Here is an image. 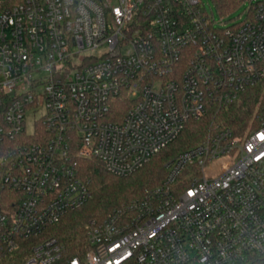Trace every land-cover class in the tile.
<instances>
[{"label": "built area", "instance_id": "1", "mask_svg": "<svg viewBox=\"0 0 264 264\" xmlns=\"http://www.w3.org/2000/svg\"><path fill=\"white\" fill-rule=\"evenodd\" d=\"M245 3L223 25L202 0H0V264L264 259V107L242 134L217 120L264 82V0ZM206 117L158 186L87 222L86 250L44 235L90 198L79 160L129 176Z\"/></svg>", "mask_w": 264, "mask_h": 264}, {"label": "trees", "instance_id": "2", "mask_svg": "<svg viewBox=\"0 0 264 264\" xmlns=\"http://www.w3.org/2000/svg\"><path fill=\"white\" fill-rule=\"evenodd\" d=\"M209 1L219 17L228 18L247 0ZM238 100L222 110L217 120L237 134H242L251 120L254 109L259 110L264 107V82L245 91ZM119 104L124 106L122 102ZM208 125L209 117L202 121L189 122L171 144L155 155L144 167L126 177L108 173L103 164L97 160H79L77 171L88 187L90 198L79 209L69 212L59 223L48 228L44 235L55 238L63 246L62 253L65 258H71L86 250L87 222L91 219L101 220L122 203L139 198L146 189L158 186L165 175L164 163L179 152L201 142L208 132ZM182 178L183 176L180 180ZM244 264H264V259L254 256Z\"/></svg>", "mask_w": 264, "mask_h": 264}, {"label": "rangeland", "instance_id": "3", "mask_svg": "<svg viewBox=\"0 0 264 264\" xmlns=\"http://www.w3.org/2000/svg\"><path fill=\"white\" fill-rule=\"evenodd\" d=\"M203 4H204V7L206 8V10L209 12V13H212V16L213 18L215 19V21L219 24H223V25H228L230 24V22L235 19V18H239L240 16L242 17L243 15V11L244 9L247 7V3H245L244 5H242L238 10H236L232 15H230L228 18H225L224 20L220 19L216 10H215V7L213 6V4L209 1V0H202ZM221 20V21H220ZM257 87V86H256ZM239 100H237L236 102H238ZM256 111V109H254ZM254 111V113H255ZM254 113L251 117V120L248 124V126L250 125V123H252V119H253V116H254ZM40 115L39 112H36L35 113V119L38 118ZM34 117H30L28 120H27V123H26V127H27V131L30 132L32 130V120H33Z\"/></svg>", "mask_w": 264, "mask_h": 264}]
</instances>
